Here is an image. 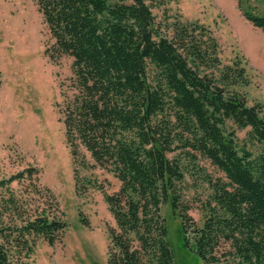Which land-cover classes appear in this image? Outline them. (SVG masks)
Instances as JSON below:
<instances>
[{"label":"trees","instance_id":"trees-1","mask_svg":"<svg viewBox=\"0 0 264 264\" xmlns=\"http://www.w3.org/2000/svg\"><path fill=\"white\" fill-rule=\"evenodd\" d=\"M33 1L53 40L45 53L72 58L59 112L73 162L82 145L121 182L103 193L115 221L106 263L175 264L162 214L168 204L196 264H264V106L240 90L250 82L247 60L223 61L197 19H158L152 9L164 0ZM236 3L264 31V0ZM233 126L247 129L256 153L238 147ZM198 156L225 178L208 180L201 224L181 187ZM74 178L78 190L77 171ZM66 227L37 168L0 170V264H31L37 241L52 246Z\"/></svg>","mask_w":264,"mask_h":264},{"label":"rangeland","instance_id":"rangeland-1","mask_svg":"<svg viewBox=\"0 0 264 264\" xmlns=\"http://www.w3.org/2000/svg\"><path fill=\"white\" fill-rule=\"evenodd\" d=\"M152 13L158 19L180 15L183 20L197 19L208 25L223 61L236 56L247 60L250 82L240 90L249 104L264 106V31L241 15L236 0H164ZM52 42L33 0H0V170L12 174L37 168L39 183L53 193L67 223L54 245L37 241L31 264H107V227L115 226V221L103 193L116 192L121 182L108 168L97 165L82 145L73 162L59 112L60 83H69L72 58L61 55L51 60L45 48ZM233 128L238 147L254 153L259 150L248 140L247 129ZM74 171L79 177L78 190ZM218 178L225 179L201 156L195 164L187 165L182 196L197 224L202 223L201 207L210 193L208 180ZM12 187L23 189L24 185L14 182ZM162 214L174 263L196 264L194 255L182 246L179 217L168 204L163 206ZM80 217L88 225L81 224Z\"/></svg>","mask_w":264,"mask_h":264}]
</instances>
